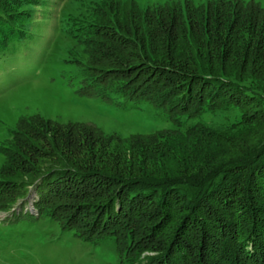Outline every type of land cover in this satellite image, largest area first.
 Wrapping results in <instances>:
<instances>
[{"label": "trees", "instance_id": "obj_1", "mask_svg": "<svg viewBox=\"0 0 264 264\" xmlns=\"http://www.w3.org/2000/svg\"><path fill=\"white\" fill-rule=\"evenodd\" d=\"M28 1L0 0L2 41ZM118 8L98 13L108 27L72 24L73 37L95 43L86 63H78L77 94L148 102L173 122L165 133L186 138L207 131L201 124L185 126L204 114L232 115L227 123L236 132L264 128V7L217 0L189 8ZM100 36L109 42L97 41ZM160 75L169 89L158 92L151 85H160ZM37 129L51 133L45 144L53 163L25 165L28 181L14 180L8 190L34 186L31 200L40 211L82 240H112L117 264H264V130L252 146L232 147L238 153L231 158L197 161L191 153L195 169L181 174L132 163L146 149L140 143L156 142L163 132L111 143L83 123L40 122ZM215 140L208 141L220 145ZM27 144L19 149L31 152ZM19 152L22 158L12 161L29 165ZM145 218L151 224L141 236Z\"/></svg>", "mask_w": 264, "mask_h": 264}, {"label": "rangeland", "instance_id": "obj_2", "mask_svg": "<svg viewBox=\"0 0 264 264\" xmlns=\"http://www.w3.org/2000/svg\"><path fill=\"white\" fill-rule=\"evenodd\" d=\"M213 1L217 0H30L22 5L25 14L16 21L8 40L2 41L0 34V264H117L120 260L112 240H82L74 230L62 228L45 210L40 211L32 202L37 197L34 186L26 185L23 191L20 187L8 190L14 183L28 181L29 177L23 172L25 165L40 168L53 163L49 158L52 156H48L53 151L47 150L45 144L52 136L50 132L37 129L40 122L87 124L104 137H112L111 143L118 137L128 139L163 132L156 135V142L140 143L139 147L146 149L134 156L132 163L144 161L143 167L148 170L167 169L181 174L195 169L191 153L197 154V161L203 157L231 158L238 153L232 147L240 145L237 148L240 150L242 145L252 146L257 140L264 128L236 132L237 129H231L227 123L232 115L204 114L185 120V126L201 124L207 129L205 133L186 138L165 133L175 128L173 122L148 102L117 104L95 94L76 93L81 77L78 63H86L95 43L81 39L80 35L73 37L70 31L74 29V22L77 25L89 23L91 28L96 23L99 27H108L109 22L97 19L100 10L102 14H109L115 6L120 10L133 6L144 11L164 4L189 8ZM230 1H252L264 7V0ZM97 41L109 42L103 36ZM158 78L160 85L151 86L158 88V92L169 89V85H162L169 81L162 75ZM39 135L41 138H36ZM212 138L220 141V145L208 141ZM26 141L32 144H27L31 152L19 149ZM207 145L210 153L204 151ZM18 152L26 154L29 165L18 167L12 161L11 158H22ZM86 200L90 207L93 197ZM26 211L31 215L25 214ZM145 220L141 236L151 224L149 218ZM164 231L162 229L160 234ZM152 253L144 252L141 257Z\"/></svg>", "mask_w": 264, "mask_h": 264}]
</instances>
